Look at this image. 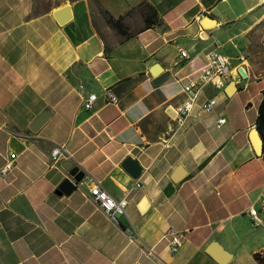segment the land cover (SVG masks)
<instances>
[{"label":"crops","instance_id":"1","mask_svg":"<svg viewBox=\"0 0 264 264\" xmlns=\"http://www.w3.org/2000/svg\"><path fill=\"white\" fill-rule=\"evenodd\" d=\"M98 1L115 18L127 14L130 39L106 26L100 37L90 0H0V170L13 163L0 175V264H258L264 240L242 238L238 220L253 225L249 209L264 199V161L250 142L264 83L249 57L227 52L258 39L264 0H147L159 17L147 29L133 10L144 0ZM64 6L70 17L60 23L54 13ZM210 51L228 60L223 86L204 83L179 124L183 87L201 82ZM239 67L258 83L257 99L246 97L241 110L231 104L248 88L239 87ZM153 72L166 78L154 84ZM230 83L236 90L225 100ZM106 90L117 104L106 102ZM82 93L97 96L91 111ZM209 98L217 105L207 114ZM56 145L67 157L51 159ZM126 158L138 162V179L122 168ZM73 167L80 182L62 188ZM94 184L126 196L118 224L87 198ZM170 231L181 235L175 253Z\"/></svg>","mask_w":264,"mask_h":264},{"label":"built area","instance_id":"2","mask_svg":"<svg viewBox=\"0 0 264 264\" xmlns=\"http://www.w3.org/2000/svg\"><path fill=\"white\" fill-rule=\"evenodd\" d=\"M179 58L181 61L188 59L187 53L182 49H179ZM238 60L240 62H243L245 61V57L240 56ZM206 61L207 65L200 74L201 82H189L183 87V92L186 95V98L177 108L176 122H178L179 124L184 123L185 119L190 114L193 104L197 99L201 87L204 83L210 82L216 87L223 86V80L225 79L229 69L227 58L216 51H210L206 55ZM104 97L107 103H118V98L111 92V90H106ZM96 100L97 96L95 94L85 96L82 93V108L86 111H91L94 108ZM216 105V100L214 98H209L202 105V111L207 114L211 113L215 109ZM225 123L226 119L224 117H220L217 120L216 128L220 129ZM50 155L53 161L60 156L67 157L65 149L62 146L58 145L52 148ZM12 168V161L7 162L0 170V175L5 176L12 170ZM135 186L138 189L142 187L141 184L137 182ZM86 196L90 201L96 204L98 209L108 218V220H110L114 224H118V218L125 215V209L128 204L126 196L116 199L110 196L97 184H94L90 188ZM261 210L264 211V199L262 202ZM259 211L255 210L254 208H250L248 212L252 218L253 225L256 227L262 223V217ZM126 232L131 242H133L137 238L133 230L129 229ZM181 242V235L174 231H170V233L168 234V248L171 253L177 252V250L181 246Z\"/></svg>","mask_w":264,"mask_h":264},{"label":"rangeland","instance_id":"3","mask_svg":"<svg viewBox=\"0 0 264 264\" xmlns=\"http://www.w3.org/2000/svg\"><path fill=\"white\" fill-rule=\"evenodd\" d=\"M40 4L47 5L51 0H39ZM91 3V12H92V17L94 19V27L96 28V31L101 35L103 39H105V31H104V26H106L109 30H111L105 22H95L97 19H103L102 14L99 12L97 5L100 7L101 4L99 3L98 0H90ZM102 9H104L102 7ZM105 10V9H104ZM107 11V10H106ZM137 11V10H135ZM138 12V11H137ZM128 25V23H126ZM129 27V25H128ZM259 36L258 39L256 40L255 35L248 36V42L244 38L240 40L238 47L239 50H233L228 47V54L231 53V55H245L249 57V61L252 64L253 68L255 69L256 72V77H258V81L261 80L262 83H264V19L262 22H260L257 27H256ZM130 30V27H129ZM114 34L115 32L111 30ZM116 35V34H115ZM255 38V41H254ZM247 84L248 88H245V91L242 93L239 92L237 93L232 99H231V104L232 105H238L239 110H241V106H239L242 101L245 100L246 97H254V99H257L256 93L258 89V83L254 80H249L242 78L240 79V86L239 87H244V85ZM231 96L227 97L224 93V98L227 100ZM218 108L219 109H226L225 104L222 102H218ZM252 115V114H250ZM256 209L257 211L261 210V203L256 204ZM238 223H241V227L244 230L242 238H246L247 241L254 243L255 240L263 241L264 240V223L260 227H255L251 224V221L248 216H243L238 220Z\"/></svg>","mask_w":264,"mask_h":264},{"label":"water","instance_id":"4","mask_svg":"<svg viewBox=\"0 0 264 264\" xmlns=\"http://www.w3.org/2000/svg\"><path fill=\"white\" fill-rule=\"evenodd\" d=\"M54 16L57 18V20L60 23L65 22L66 20L69 19L70 17V12L68 6H64L57 10L54 13ZM239 74L241 77L246 78L247 75L242 67L238 68ZM154 76H157L158 73L153 72L152 73ZM166 78L165 75L157 76L156 80H154V84H159ZM236 90V86L233 83H230L225 92L227 95H231L234 91ZM44 122L41 118H38L34 124L31 126L32 131H36L37 128ZM250 142L252 144V147L254 149V152L258 155L261 156L262 151H263V141L258 133V131L254 128L251 132L250 135ZM69 168V167H68ZM122 168L133 178V179H138L140 173H141V168L138 166V162L135 160H132L131 158H126V160L122 163ZM182 175V170L177 169L172 177L174 181H177L180 179ZM82 178V174L78 172L77 167H73L70 170L67 171L66 178L62 183V188H67V189H74L76 185L80 182ZM212 248L209 249V253L212 252ZM220 256L219 262H224V258H221Z\"/></svg>","mask_w":264,"mask_h":264},{"label":"trees","instance_id":"5","mask_svg":"<svg viewBox=\"0 0 264 264\" xmlns=\"http://www.w3.org/2000/svg\"><path fill=\"white\" fill-rule=\"evenodd\" d=\"M97 8L102 14L106 25L115 32V34L120 38L121 41L130 39L134 35V33L129 30V27L125 22V17L127 14L125 16H119L115 18L111 14H109L108 11L102 9V7H100L99 5H97ZM133 10H137L141 14L143 29H147L150 26L157 24L159 21V17L156 11L147 0L139 3L133 8ZM254 126L263 141V151L261 154V158L264 161V89L261 91V101L257 110V116L254 121ZM259 212L263 214L262 221L264 222V211L260 210ZM253 257L258 264H264V257H260L259 254H254Z\"/></svg>","mask_w":264,"mask_h":264}]
</instances>
